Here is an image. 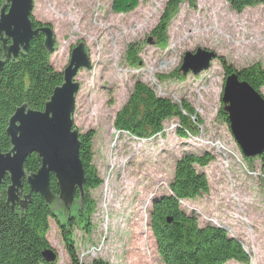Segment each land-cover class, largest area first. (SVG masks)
<instances>
[{
    "label": "rangeland",
    "instance_id": "374dc122",
    "mask_svg": "<svg viewBox=\"0 0 264 264\" xmlns=\"http://www.w3.org/2000/svg\"><path fill=\"white\" fill-rule=\"evenodd\" d=\"M167 2L139 0L134 10L116 13L111 0H33L32 17L53 30V68L63 71L79 40L89 59L88 69L75 76L72 120L78 134L94 132L93 165L102 183L89 191L91 213L81 215L79 205H70L69 239L79 262L164 264L150 230L154 198L169 193L174 164L184 153H208L213 158L197 167L207 191L179 200V207L195 215L199 226H222L240 241L249 262L225 264H264V174L258 157L242 156L221 100L225 64L264 66V4L235 11L227 0H183L171 9L165 31L153 33ZM129 46L136 51L132 60ZM197 48L217 57L207 68L183 71L184 53ZM137 80L179 105L189 103L195 111L191 130L180 135L175 116L150 136L117 130L115 115ZM259 92L264 96V85ZM56 212L47 231L56 253L50 264H67L59 228L65 222Z\"/></svg>",
    "mask_w": 264,
    "mask_h": 264
},
{
    "label": "trees",
    "instance_id": "16d2710c",
    "mask_svg": "<svg viewBox=\"0 0 264 264\" xmlns=\"http://www.w3.org/2000/svg\"><path fill=\"white\" fill-rule=\"evenodd\" d=\"M182 1L168 0L166 10L152 30L153 33L162 34L165 31L171 9ZM227 1L235 11L264 4V0ZM138 2L139 0H111V8L116 13H127L134 10ZM2 5L3 0H0V9ZM30 18L34 28L45 25L35 21L32 15ZM135 53L129 46L128 58L132 60ZM2 54L0 40V58ZM49 54L44 45V35L39 34L30 40L26 51L7 61L0 69L1 152H7L11 148L10 138L5 130L15 109L25 104L31 109L43 110L54 87L63 80L61 71L55 70L50 63ZM224 70L226 74L236 72L240 80L246 81L257 91L264 85V66L258 61L240 69H233L225 64ZM194 113L189 103L182 102L179 105L167 97L157 95L153 88L137 80L124 106L115 115L114 127L138 136H150L162 130L166 119L175 116L181 125L178 132L183 136L184 131L191 130L190 121ZM93 135L91 130L79 134L78 156L84 170V194L78 189L73 194L77 205H83L82 211L88 213L92 212L94 206L89 191L102 183L93 165ZM256 157L260 162V171L264 174V151ZM212 158L208 153H184L174 164L173 178L168 186L170 193L154 198L150 230L164 264H225L229 260L249 262V255L240 241L228 235L224 227L211 223L199 226L195 215L186 213L179 207V200L207 191L205 174L198 171L197 167L205 166ZM40 164L41 158L36 153H31L24 160L23 168L25 172L31 173ZM9 184V176L5 175L0 183V264H50L51 262L43 259L42 252L52 249L47 239L49 218L55 217V201L61 195L56 176L53 173L49 176V198L30 192L28 183L23 181L19 200L11 204L7 201L6 192ZM28 193L30 196L25 198ZM168 217H171L169 222ZM71 223L72 220H68L65 224H59L69 255L67 264H110L102 258L79 262L69 239Z\"/></svg>",
    "mask_w": 264,
    "mask_h": 264
},
{
    "label": "water",
    "instance_id": "95a60500",
    "mask_svg": "<svg viewBox=\"0 0 264 264\" xmlns=\"http://www.w3.org/2000/svg\"><path fill=\"white\" fill-rule=\"evenodd\" d=\"M33 0H3L0 9V40L3 54L0 69L11 59L27 50L30 40L44 35V45L49 52L56 46L53 30L48 24L34 28L31 20ZM84 42L79 40L73 47L68 65L61 71L62 82L54 87L43 110H35L25 104L15 109L8 120L6 134L11 148L0 151V183L9 176L7 201L19 200L22 182L26 181L30 192L49 198V176L53 173L60 187L61 195L56 199L54 209L66 223L74 191L83 195L84 170L78 156L79 134L73 128L72 113L79 84L75 76L79 69L89 67ZM217 54L208 49L197 48L187 51L182 58L181 69L197 72L207 68ZM221 100L227 114L230 132L243 157L250 158L264 151V96L246 81L240 80L236 72L227 74L223 83ZM31 153L41 158L35 172L27 173L24 160ZM29 193L25 195L28 198ZM60 201V202H59ZM80 205V213L82 215ZM171 217L167 218L169 222ZM45 261H53V249L42 252Z\"/></svg>",
    "mask_w": 264,
    "mask_h": 264
},
{
    "label": "flooded vegetation",
    "instance_id": "af4514ba",
    "mask_svg": "<svg viewBox=\"0 0 264 264\" xmlns=\"http://www.w3.org/2000/svg\"><path fill=\"white\" fill-rule=\"evenodd\" d=\"M39 22V21H38ZM41 23V22H40ZM42 24H44V23H42Z\"/></svg>",
    "mask_w": 264,
    "mask_h": 264
}]
</instances>
